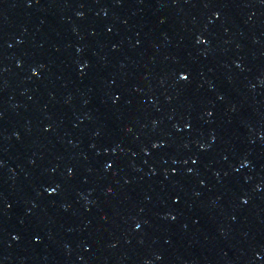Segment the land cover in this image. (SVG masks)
Masks as SVG:
<instances>
[{
	"label": "water",
	"instance_id": "water-1",
	"mask_svg": "<svg viewBox=\"0 0 264 264\" xmlns=\"http://www.w3.org/2000/svg\"><path fill=\"white\" fill-rule=\"evenodd\" d=\"M0 264H264V0H0Z\"/></svg>",
	"mask_w": 264,
	"mask_h": 264
}]
</instances>
